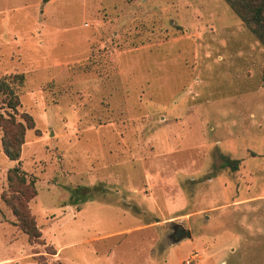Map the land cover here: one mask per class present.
Here are the masks:
<instances>
[{"label":"rangeland","instance_id":"obj_1","mask_svg":"<svg viewBox=\"0 0 264 264\" xmlns=\"http://www.w3.org/2000/svg\"><path fill=\"white\" fill-rule=\"evenodd\" d=\"M263 67L225 0H0V80L34 121L19 160L0 130V264H264Z\"/></svg>","mask_w":264,"mask_h":264},{"label":"trees","instance_id":"obj_2","mask_svg":"<svg viewBox=\"0 0 264 264\" xmlns=\"http://www.w3.org/2000/svg\"><path fill=\"white\" fill-rule=\"evenodd\" d=\"M225 1L264 47V0ZM15 80H17V83H22L23 75L15 74L13 76L3 77V79L0 80V92L4 94L2 101L9 109L5 113L0 112V130L2 131L1 146L4 154L11 160L20 159L21 147L25 141L26 130L34 126L32 117L27 113L22 114L23 121L16 120L15 118V113L19 105V98L17 94L14 93V88L11 86V81ZM262 82L264 85V67L262 70ZM221 160V165L229 167L231 170H237L241 162L240 159H234L228 155H221ZM21 172L22 170H20L19 163L10 168L7 173L8 181L11 183L16 179L19 183L25 184L26 187L33 188L34 181L30 180L26 184L25 177ZM18 198H16V202L10 203L12 211L17 218V222L20 223L19 225L28 234L31 240H38L41 233L36 226L34 217L28 210V199L22 200L20 197ZM50 253L55 254V250Z\"/></svg>","mask_w":264,"mask_h":264},{"label":"water","instance_id":"obj_3","mask_svg":"<svg viewBox=\"0 0 264 264\" xmlns=\"http://www.w3.org/2000/svg\"><path fill=\"white\" fill-rule=\"evenodd\" d=\"M191 231L189 229H180L174 234V238H171L172 242H179L183 238H189Z\"/></svg>","mask_w":264,"mask_h":264},{"label":"flooded vegetation","instance_id":"obj_4","mask_svg":"<svg viewBox=\"0 0 264 264\" xmlns=\"http://www.w3.org/2000/svg\"><path fill=\"white\" fill-rule=\"evenodd\" d=\"M180 229H185V228L181 225H171V232L167 235V237L170 239L174 238L175 232H177Z\"/></svg>","mask_w":264,"mask_h":264},{"label":"built area","instance_id":"obj_5","mask_svg":"<svg viewBox=\"0 0 264 264\" xmlns=\"http://www.w3.org/2000/svg\"><path fill=\"white\" fill-rule=\"evenodd\" d=\"M193 259V258H192ZM189 262V261H188Z\"/></svg>","mask_w":264,"mask_h":264}]
</instances>
